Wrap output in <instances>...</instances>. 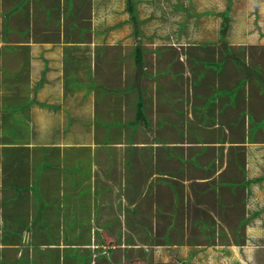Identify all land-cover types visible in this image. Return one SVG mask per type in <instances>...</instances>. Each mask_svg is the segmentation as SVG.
<instances>
[{"label": "rangeland", "instance_id": "rangeland-1", "mask_svg": "<svg viewBox=\"0 0 264 264\" xmlns=\"http://www.w3.org/2000/svg\"><path fill=\"white\" fill-rule=\"evenodd\" d=\"M42 1L48 3L36 0L40 9ZM68 3L71 6L67 8ZM58 4L65 7L64 15H74V30L69 31L71 40L96 44L92 67L86 65L85 56L78 58L80 65L87 66L90 78L89 83L83 73L79 75L88 84L83 86L93 94L121 93V97L115 98L113 93L112 98L102 100L105 107L95 110V123L102 122L99 117L107 116L110 110L115 119L118 114L113 105L125 97V103L131 104L133 94L137 98L150 95V107L158 110L163 101L164 106L170 101L168 114H162L159 123L158 114L154 117L158 128L165 122L170 125V140L181 131L180 124L192 122L193 129L202 131L206 142L225 138L241 142L248 136L253 120L264 117V0H137L138 21L130 20L126 0H63ZM52 35L58 38L56 33ZM52 35L47 37L53 41ZM136 46L143 48V65L135 61ZM224 47L233 56L226 48L223 51ZM8 50L10 53L0 55L8 67V79L0 84V142L23 144L43 135H35L28 128L19 130L18 126L27 123L30 94L35 91L25 81L31 75L27 58L15 62L11 48ZM209 61L212 64L207 66L205 62ZM43 62L50 64L47 59ZM79 66L71 72L82 70ZM100 97H95L97 102ZM109 98L111 102L106 105ZM145 112L153 118L149 110ZM146 118L148 124L150 118ZM146 118L143 124L151 130ZM202 121L204 125L200 126ZM261 132L257 127L255 135H251L259 139ZM51 133L49 129L44 136ZM237 147L228 157L219 153L220 158H216L218 152L206 150L199 157L198 169L188 174L187 188L181 183L173 189L166 187L167 197L161 204H154V210L144 201L136 204L144 191V184H138L141 194L134 196L137 223L132 221L131 226L122 228L114 220L117 211L103 208L100 220H110L112 231H103V236H99L95 228L96 237L92 239L85 219L91 212L89 201L80 200L79 208L72 210L67 203L59 210L55 195L36 199L32 227L44 245L40 250H32L37 253L34 260L39 264H264V158H243V147ZM158 149L168 150L163 145ZM3 151L13 158H3L2 165L10 167L13 159L18 158L25 168L26 149ZM188 153L192 155L193 151ZM97 160L86 157L83 168L89 169ZM65 168L74 167L68 164ZM78 173L85 175L82 170ZM202 174L208 175L203 178L205 181H197ZM3 189L4 186L2 199ZM76 189L81 191L82 187ZM86 194L90 196V189H86ZM41 208L44 210H38ZM65 213L70 214L69 220L59 228L58 216ZM109 240L113 245H106ZM88 252L91 258L83 256Z\"/></svg>", "mask_w": 264, "mask_h": 264}, {"label": "crops", "instance_id": "crops-1", "mask_svg": "<svg viewBox=\"0 0 264 264\" xmlns=\"http://www.w3.org/2000/svg\"><path fill=\"white\" fill-rule=\"evenodd\" d=\"M62 1L47 0V4L42 1V11L36 0H0V55L10 53L8 48H11L10 55L15 62L27 58L31 75L25 81L30 83V90L35 91L30 94L29 114L25 115L27 123L18 127L20 131L28 128L35 135L36 132L37 135H43L38 140L27 139L23 144L11 140L0 142V194L4 186V199L0 195L1 264H39L33 258L37 253L32 250H40L44 243L34 234L32 221L36 218V199L44 195L48 198L55 195L59 210L67 203L69 210H72L79 208L80 200L89 201L91 212L85 215V219L92 230V239L96 237L95 228L99 236H103V231L109 232L112 228L110 220H100L102 215L99 214L103 208L116 210L114 220L125 228L126 225L131 226L132 221H138L135 220L138 211L136 204L144 201L146 206L153 208L154 204H161L167 197L164 195L166 187L173 189L175 184L181 183L187 188L190 178L188 174L198 169L196 166L200 164L199 157L206 150L218 152L216 158H220L219 153L228 157L239 145L237 149L243 147V158H264V117L260 121L250 117V121L253 120L248 131L250 137L247 136L241 142H230L226 138L206 142L202 131L193 129L195 124H185L182 120L184 124L179 125L181 131L174 135L175 138L182 139L170 140L172 131L169 138L170 125L165 122L167 117L164 125L157 127L162 114H168L170 101L166 106L163 101L162 108L158 110L155 106L150 107V95L146 98L138 96L143 100L144 119H137L136 107L139 99L133 94L131 104L125 103V97L124 101L113 105L118 114L115 119L111 118L110 114L114 113L110 110L107 116L99 117L102 122L95 123V110L99 106L105 107L102 100L108 99V96L112 98L113 93L118 98L121 93L110 91L102 95L93 94L83 86L86 84L79 79V75L83 73V78L89 79L90 83L86 72L87 66L92 67L95 61L96 44L89 40H71L72 34L69 31L74 30L71 29L74 15L69 10L66 12L70 13L64 15L65 7L61 8L58 4ZM69 5L68 3L67 8ZM54 33L58 38H54ZM49 35H52L53 41L47 37ZM81 56H85L87 66L79 64L78 58ZM43 59L49 60L50 64L46 65ZM2 60L4 59L0 56V84L8 79L5 76L7 66ZM78 66L83 69L71 72L73 67ZM100 75L99 73V78ZM95 97H100L98 102ZM111 98L106 105L110 104ZM146 110L153 114L152 119L146 114ZM129 114L133 116L130 118ZM156 114L158 123L154 121ZM146 116L150 118L148 124ZM145 118L146 125L151 130L143 124ZM203 125L202 121L200 126ZM257 127L262 129L259 139L251 135H255ZM49 129L51 135L44 136ZM162 145L168 150L158 149ZM13 148L27 150L23 154V158H27L25 168L20 165L18 158L13 159L10 167L2 165L3 158H13L6 156L3 149ZM188 151H193V154L189 155ZM66 152L70 154L66 155ZM86 157L98 160L95 165L85 169L83 165ZM67 163L74 168H65ZM80 170L85 171V175L79 174ZM207 176L198 175L197 181L204 182L203 178ZM4 177L7 179H3ZM11 181L14 182L10 185ZM141 183L144 184L143 195L140 203L135 204L134 196L141 194L138 187ZM76 187H82V190ZM87 188L90 189V196L86 194ZM69 215L65 213L58 216L59 228L64 221L68 222ZM109 244L113 245L111 240L106 243ZM59 246L58 244L57 247ZM62 249L64 252V247Z\"/></svg>", "mask_w": 264, "mask_h": 264}, {"label": "trees", "instance_id": "trees-1", "mask_svg": "<svg viewBox=\"0 0 264 264\" xmlns=\"http://www.w3.org/2000/svg\"><path fill=\"white\" fill-rule=\"evenodd\" d=\"M136 3H137V0H126V9L127 11L129 12V17H130V20H133V21H138V17H137V12H136ZM194 13H192L191 15H193ZM226 16V15H224ZM228 51V54H230L231 56H233L231 53V51H229V48L225 47ZM135 51H136V56H135V61L138 65H143V48L141 46H136L135 47ZM205 64L207 66L211 65L212 62H205ZM234 91L235 89H232L230 91L231 95L234 94ZM223 92H226V90H223ZM139 100H137V107H136V116H137V119H144V115H143V100L141 97L138 98ZM139 101V102H138ZM263 179V177L259 178V180ZM250 181H255V180H250ZM231 184V183H230ZM235 184V183H234ZM245 221L244 220H241L240 223H243ZM85 255H88V258H91V253L88 252V253H85L83 254V256ZM79 255H77L78 257ZM178 264H184V263H178Z\"/></svg>", "mask_w": 264, "mask_h": 264}, {"label": "clouds", "instance_id": "clouds-1", "mask_svg": "<svg viewBox=\"0 0 264 264\" xmlns=\"http://www.w3.org/2000/svg\"><path fill=\"white\" fill-rule=\"evenodd\" d=\"M224 49H225V47L223 48V51H224ZM241 81H243V80H241Z\"/></svg>", "mask_w": 264, "mask_h": 264}]
</instances>
